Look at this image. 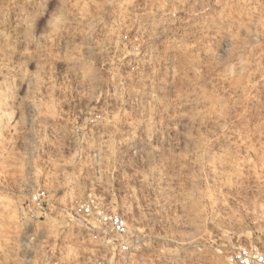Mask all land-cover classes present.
<instances>
[{
	"label": "rangeland",
	"instance_id": "374dc122",
	"mask_svg": "<svg viewBox=\"0 0 264 264\" xmlns=\"http://www.w3.org/2000/svg\"><path fill=\"white\" fill-rule=\"evenodd\" d=\"M35 188L126 216L138 264L264 248V0H0V264Z\"/></svg>",
	"mask_w": 264,
	"mask_h": 264
},
{
	"label": "built area",
	"instance_id": "2783aa9c",
	"mask_svg": "<svg viewBox=\"0 0 264 264\" xmlns=\"http://www.w3.org/2000/svg\"><path fill=\"white\" fill-rule=\"evenodd\" d=\"M25 221V264H138V241L126 216L109 209L87 193L69 207L50 201L44 188H35L21 206ZM227 264H264V248L239 247Z\"/></svg>",
	"mask_w": 264,
	"mask_h": 264
}]
</instances>
